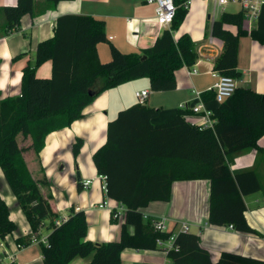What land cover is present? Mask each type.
Here are the masks:
<instances>
[{
  "label": "trees",
  "instance_id": "trees-1",
  "mask_svg": "<svg viewBox=\"0 0 264 264\" xmlns=\"http://www.w3.org/2000/svg\"><path fill=\"white\" fill-rule=\"evenodd\" d=\"M47 1L56 6L75 0ZM186 2L175 0L177 12L170 28L152 47L139 53L121 52L110 41L104 20L76 14L61 16L54 37L39 44L35 66L24 68L21 95L3 100L0 91V169L31 226V235H38L45 222H50V244H40L44 264H71L76 258L85 260L92 255L88 264H122L126 250L160 252L158 240L167 241L173 231L156 232L151 221L144 219L143 210L155 202H170L176 182L209 181V224L256 233L247 221L244 198L264 192L262 177L255 169L231 170L240 154L256 150L264 156L259 146L264 137V94L251 88L239 87L231 98L214 108V128L194 125L189 120L193 112L182 108L172 121L155 124L161 109L147 103L123 110L109 122L107 142L94 154L93 161L98 176L106 180L108 198L126 209L119 241L102 245L85 241L87 216L75 208L70 209L66 221L56 226L61 216L52 209L48 177H34L24 158V153L31 150L39 158L50 134L73 126L83 118L85 108L108 90L149 79L151 92L175 91L177 73L185 67L192 69L199 58L190 35L175 39L189 12ZM34 5L35 0H18L16 6L4 7L6 25L0 30V38L19 31L22 19L34 13ZM220 18L210 26L212 36L224 45L214 70L220 76L238 80L243 75L238 68L241 38L249 36L264 45V5L251 33L246 29L244 11L224 13ZM229 27H235L236 33ZM100 44L110 47L108 63L100 59ZM48 62H53L52 77L39 78V68ZM202 96L205 103L215 102L213 91ZM29 140L30 144L22 146V141ZM83 146L84 140L77 138L72 147L76 160ZM78 188L82 190L81 183ZM1 193L0 186L2 243L17 231L18 225L11 219V209ZM130 227L135 229L133 233ZM16 242L19 246L32 243L24 238ZM176 245L179 251L169 255L174 264H264V260L233 252H224L215 263L200 237L190 232H180Z\"/></svg>",
  "mask_w": 264,
  "mask_h": 264
},
{
  "label": "crops",
  "instance_id": "crops-1",
  "mask_svg": "<svg viewBox=\"0 0 264 264\" xmlns=\"http://www.w3.org/2000/svg\"><path fill=\"white\" fill-rule=\"evenodd\" d=\"M17 3L18 0H0L1 31L5 29L6 25L3 8L16 6ZM240 11H242V7L239 4H228L215 10L214 0H192L187 18L179 31L175 33V39L178 40L186 34L191 36L199 55L196 64L197 74L191 75V69L187 67L180 70L177 73L178 87L171 92H151L149 79L137 80L108 90L100 94L92 104L85 108L83 118L74 122L73 126L50 134L39 158L32 150L24 153L26 163L34 177L40 178L43 174L48 177L50 191L53 194L51 200L53 211L58 213L61 218H68L71 208L85 211L89 228L85 241L102 245V243L121 239L124 221L120 223L121 220L114 219L111 211V209L117 208L119 203L108 198L104 190L106 182L98 176L94 163L88 169H85L80 163L81 173L78 172L80 180H77L79 194L75 196V199L68 197L64 201L57 200V195H54L55 185L65 183L67 179L65 171L72 173V164L79 162L86 153L93 159L97 150L107 142L109 122L116 119L121 111L138 104L137 92L150 91L147 105L161 109V116L154 121L155 124H161L172 121L183 104H195V92L204 94L211 91L218 81L219 74L214 69L217 59L223 53L224 45L221 40L212 36L210 26L216 20L221 19L220 17L224 13L236 14ZM75 14L104 20L110 41L125 54L139 53L152 47L158 37L163 34L162 32L170 28L159 29L155 25L156 6L149 4L147 0H75L61 2L56 6L47 0H35L34 13L22 19L21 29L7 36L2 35L0 38V91L3 100L21 95L23 70L28 65L35 66L39 44L54 37L59 17ZM228 29L234 33L237 31L235 27ZM211 37L214 38L213 45L209 44ZM244 38H247L245 51L241 41ZM244 38H241L239 44L238 68L243 75L237 80L238 85L264 94V45L255 42L249 36ZM109 51L105 44L98 46L102 62L111 60ZM243 52H246L245 57H243ZM52 63H45L39 68L37 73L39 78L52 77ZM129 92L133 93V96L129 95ZM169 97L170 99H168ZM206 106L214 110L218 104L211 102L206 103ZM189 120L193 123V121L198 122L199 118L193 117ZM77 138L83 139L85 146L77 160H74L72 147ZM30 142L31 140L28 141L29 144ZM259 146L264 149V137L259 141ZM251 169H255L261 175L264 184V156H260L256 150L240 154L231 166V170L234 172ZM87 180H91L92 184L85 189L84 182ZM78 183H81V191L78 188ZM74 185L76 182L71 180L67 187L71 189ZM83 191L87 193H82ZM10 192H7L6 195L3 192L1 194L11 209V219L18 225V229L8 237L7 242H2L4 245L0 242V262L1 264H11L12 262L44 264L40 240L47 239L50 234L49 230L45 235L47 222L38 235L32 236L31 226L11 189ZM210 192L211 183L209 181L176 182L173 185L170 202L152 203L143 210V213L152 219H165L170 232L179 231L181 224H187L190 233L199 236L203 248L211 252L215 263L220 260L224 252H233L264 260V192L244 198L247 206L246 218L250 226L256 230L255 234L240 233L231 229L230 226L210 225ZM103 204H107L108 207L102 209L100 205ZM129 229L131 233L135 230L132 227ZM18 238L28 239L32 243L27 246H19L16 242ZM129 251H133L135 255L128 254ZM156 254L157 252L153 251L126 250L122 254V262L124 264L162 262L157 260ZM11 256L15 259L12 260ZM131 257L136 261H130L133 259ZM92 259L93 255L85 260L76 258L71 264H88L92 262Z\"/></svg>",
  "mask_w": 264,
  "mask_h": 264
},
{
  "label": "built area",
  "instance_id": "built-area-1",
  "mask_svg": "<svg viewBox=\"0 0 264 264\" xmlns=\"http://www.w3.org/2000/svg\"><path fill=\"white\" fill-rule=\"evenodd\" d=\"M185 6L187 8L192 4V0H187ZM215 1V10L217 8L223 7L228 4H239L242 7V11L245 12V20H246V29L249 33L253 31L256 27L257 22L259 20L262 7L264 5V0H214ZM147 2L151 5L156 6V17L154 19L155 25L159 29L169 28L176 16L177 6L175 4V0H147ZM215 14V13H214ZM214 38L211 37L209 39V44L213 45ZM196 65L191 69L190 74H197L198 71L196 69ZM239 88L238 81L232 77L227 76H218V81L216 85L211 89L215 93V102L217 104H222L231 98L237 89ZM150 91L143 90L136 93V98L139 104H146L148 99H150ZM196 95V103L193 105L183 104L181 106L182 109H189L193 112V115L190 118L198 117L199 121L194 122L193 124L199 126L201 128H214L215 120L213 117V110L207 108L205 100L202 98V94L199 92H195ZM189 118V119H190ZM103 180L105 178L101 177ZM106 182V180H105ZM92 184L91 180H87L84 182V188L87 189ZM104 190L106 191V185L104 186ZM103 209L104 207H108L107 204L100 205ZM113 212V218L116 220H120L123 218L125 220L126 209L119 204V206L115 209H111ZM145 220H150L152 226L156 232L159 233H170V229L167 225V221L165 219H152L148 215L144 214ZM67 218H60L55 221L56 226H60ZM233 229V226H230ZM179 231H173L172 236L167 240H158V247L166 255L164 261L157 264H174L173 260L170 259L169 255L172 251L178 252L179 246L176 245L177 236L180 232H190V228L187 224L183 223L180 225ZM234 230V229H233ZM36 241V240H35ZM40 243H44V245L49 246L48 239L40 240ZM3 244V243H2ZM4 245V244H3ZM10 258L15 259L13 256ZM1 264V262H0ZM124 264V263H123ZM126 264V263H125Z\"/></svg>",
  "mask_w": 264,
  "mask_h": 264
},
{
  "label": "rangeland",
  "instance_id": "rangeland-1",
  "mask_svg": "<svg viewBox=\"0 0 264 264\" xmlns=\"http://www.w3.org/2000/svg\"><path fill=\"white\" fill-rule=\"evenodd\" d=\"M244 38V37H243ZM242 41V47H243V49H244V51H245V49H246V45H247V38H244V39H242L241 40ZM106 45V47H108V51H109V45L108 44H105ZM110 52V51H109ZM246 52H243V57H245L246 56V54H245ZM109 60L110 59H108V61L107 60H105V61H103V63L105 62V63H107V62H109ZM129 95H132L133 96V93L131 94L130 92H129ZM134 99H136V98H134ZM168 99H170V97L168 98ZM170 101V100H169ZM20 140H22V138L20 137ZM29 143L28 142H24V141H22V146H25V145H28ZM74 156V155H73ZM74 160H76V159H74ZM80 163L83 165V167L85 168V169H88L90 166H93L94 164V161H93V159L86 153L85 154V156H82L81 157V159H80V161L79 162H77V163H73L72 164V166H71V168H72V173H69L68 171H65V173L64 174H66V177H67V179H66V181H65V183H58L57 185H55V189L57 190V192H56V190H55V194L54 195H57V200H59V201H64L66 198H68V197H71V198H73V199H75V196L77 195V194H79V192H78V190H77V180L79 179L78 178V172L79 173H81V171L79 170V165H80ZM76 168H78V169H76ZM83 168V170H85ZM4 174H3V171L0 169V186H1V190H2V192H3V194L4 195H6V193L7 192H9V193H11L10 192V188L8 187V184H7V182L5 181V176H3ZM84 178V177H83ZM85 179V178H84ZM71 180H74V182H76V185H74L73 187H71V189L69 188V187H67L68 186V183L71 181ZM82 193H87V192H85V191H83ZM74 202H75V200H74ZM121 221H120V223H122L123 221H124V219L123 218H121L120 219ZM47 222V227H46V229H45V235L49 232V229H48V227H49V221H46ZM128 254H130V255H135V254H133L134 252L133 251H129V252H127ZM156 258H157V260L159 261H163V259H165L166 258V255L163 253V252H157V254H156V256H155ZM131 258H133V257H131ZM128 260V259H127ZM136 261L135 260V258H133V259H130V261ZM125 261H126V258H125ZM129 261V260H128ZM127 261V262H128ZM138 262V261H137ZM156 264V263H155Z\"/></svg>",
  "mask_w": 264,
  "mask_h": 264
},
{
  "label": "water",
  "instance_id": "water-1",
  "mask_svg": "<svg viewBox=\"0 0 264 264\" xmlns=\"http://www.w3.org/2000/svg\"><path fill=\"white\" fill-rule=\"evenodd\" d=\"M80 180V179H79Z\"/></svg>",
  "mask_w": 264,
  "mask_h": 264
}]
</instances>
